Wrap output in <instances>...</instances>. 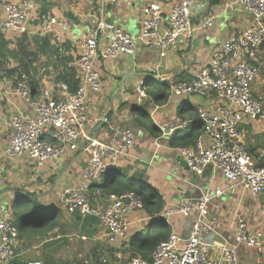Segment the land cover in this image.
Wrapping results in <instances>:
<instances>
[{
	"label": "crops",
	"instance_id": "obj_1",
	"mask_svg": "<svg viewBox=\"0 0 264 264\" xmlns=\"http://www.w3.org/2000/svg\"><path fill=\"white\" fill-rule=\"evenodd\" d=\"M9 1L17 2L0 0V7ZM150 1L158 2L166 14L172 3L180 0H128L107 4L103 9H100L98 0H34L38 12L69 23V29L56 42L52 34H40L36 20L30 18V32L27 33L30 45L40 52L33 64L35 81L56 95L59 82L54 80L55 58L68 56L72 60L77 56L79 49L76 40L95 22L96 15L101 14L103 18L136 35L141 7ZM191 19L195 25L211 19L212 25L197 28L191 38H178L164 57L159 55L157 47L139 43L131 56L118 55L108 60H94V67L101 73L103 84L99 92L86 91L88 116L90 119L108 116L118 130L130 127L136 131L139 143L134 150V157L122 158L118 162V171L110 173L112 181L116 174L127 179L133 178L146 191H156L164 202L161 213L176 208L184 198L197 199L204 194L211 196L205 217L206 222L212 223V230L205 237L209 256L220 264H226L222 245L234 242L239 223L244 222L248 231L261 232V249L257 252L252 247L240 245V264H264V197L250 194L241 185L230 187L220 173L212 174L209 169L201 175L188 172L177 160L175 148L168 146V141L175 136L193 134L196 136L193 145L198 137L203 138L198 109L212 110L216 102L213 95H170L169 84L193 79L209 64L212 53L226 38L251 25V16L235 0H210L192 7ZM42 38L46 40L44 46L41 45ZM260 57V73L252 89L264 99V52ZM162 85H167V97L158 101L155 91L156 87ZM11 86L12 79L0 74V154L10 141L11 130L6 124L7 119L16 110L30 113L21 98L6 93V89ZM142 87L147 96L138 101V90ZM139 110L144 111L154 124L155 135L142 122H138ZM176 116L185 120L187 126L176 130L171 136H162L160 125ZM88 130L100 140L108 136L107 125L102 121H92L88 124ZM239 130L247 150L258 164L264 165V156L260 157L264 150V121L246 119ZM202 143H206L205 139H202ZM86 161L87 154L81 149L66 150L57 160L46 161L41 166H37L35 160L26 155L14 159L0 158V216L3 208L14 205L20 198L22 203H33L36 213L43 214L42 222L32 226L27 222L24 231L19 233L17 256L22 261L46 264V255L53 256L55 262L67 259L70 254L81 257L84 239L93 244L91 249L99 244L110 245L107 244L106 229L97 218L70 212L58 202V194L62 189L75 186L83 180ZM217 187L224 192L213 196ZM12 216L16 220V210H12ZM125 219V237L110 246L126 251L121 262L128 263L135 257L144 260L138 253L129 259L132 254L129 241L135 233L141 232L143 238L153 233L155 230L149 226L153 217L142 207L127 214ZM194 219L193 213L184 216L173 211L165 216L164 221L170 233L186 238Z\"/></svg>",
	"mask_w": 264,
	"mask_h": 264
},
{
	"label": "built area",
	"instance_id": "obj_2",
	"mask_svg": "<svg viewBox=\"0 0 264 264\" xmlns=\"http://www.w3.org/2000/svg\"><path fill=\"white\" fill-rule=\"evenodd\" d=\"M127 1L98 0V4L103 9L107 4ZM208 1H175L166 14L158 2H147L141 7L136 35L101 14L96 15L95 22L76 40L77 56L67 63L77 80L75 90L60 82L56 95L47 87L33 94L24 74L15 86L6 89V93L21 98L30 113L16 110L7 119L10 141L0 158L14 159L26 155L41 166L46 161L57 160L66 150L81 149L85 152L87 161L83 180L62 189L58 202L70 212L97 218L107 230L109 244L125 237L126 215L141 209L143 203L133 191L115 194L105 192L100 185L105 173L113 174L122 158L134 157L139 142L134 129L118 130L108 116L89 118L86 91L99 92L103 84L94 60L131 56L139 43L157 47L159 55L164 57L178 38H191L197 28L212 25L211 19L198 25L191 19V8ZM235 1L250 14L251 25L226 38L212 53L209 64L193 79L169 84L170 95L216 97L212 110L198 109L203 138L198 137L193 146H180L175 150L185 161L188 172L201 175L209 169L212 174L220 173L230 187L241 185L250 194L264 197V165H259L247 150L239 130L246 119L264 121V99L255 96L252 89L260 73V55L264 52V0ZM30 18L36 20L40 34H52L56 42L69 29L68 22L38 12L34 0H17L4 2L0 7V32L13 35L29 33ZM146 96L145 89L140 88L137 100L142 101ZM92 121L106 123L108 136L105 139L100 140L90 133L88 124ZM186 126L187 122L176 116L160 125L159 129L162 136H171ZM202 139H205V144ZM261 156H264V150ZM223 192L217 187L213 196ZM210 199L207 194L197 199L184 198L176 208L157 215L158 218L176 211L184 216L193 213L195 219L186 238L170 233L151 252L150 261L135 257L127 264H220L209 256L205 240L206 234L212 230V223L205 221ZM18 240L19 230L12 212L8 207L3 208L0 216V264H7L17 255ZM240 245L260 251L261 232H250L244 222H240L234 242L222 245L226 264H240ZM26 264L41 263L30 261Z\"/></svg>",
	"mask_w": 264,
	"mask_h": 264
},
{
	"label": "trees",
	"instance_id": "obj_3",
	"mask_svg": "<svg viewBox=\"0 0 264 264\" xmlns=\"http://www.w3.org/2000/svg\"><path fill=\"white\" fill-rule=\"evenodd\" d=\"M41 40V45L44 46L43 43L46 42V40L45 38H42ZM41 45L39 47H41ZM39 53L40 52L38 50L32 49L27 33L8 36L7 34L0 32V74L12 79V86H15L20 76L24 74L29 79L30 86L32 87V93L38 94L41 92L42 86L39 85L34 79L35 69L33 66V64L38 60ZM70 60L71 58L68 56L55 58L54 67L56 69V76L54 77V80L59 83H66L68 86H70L71 90H75L77 87V80L74 78V71L67 66V63ZM166 97L167 85L156 87L155 98H157L158 101H162ZM138 122H142L144 127H146L150 132H153V135H155V126L152 122H150L147 115L144 114V111L139 110ZM195 137L196 136L193 134L175 136L168 141V146L173 148L180 146H192ZM114 171H118V169L116 168ZM110 173L111 172L105 173L100 188H102L105 192H111L115 194L121 193L123 191H133L141 198L143 210L153 217V219H151L149 222V226L155 231L144 238L141 236V232L135 233L132 237H130L129 241V249L132 252L129 259L138 253L142 256V258H144V260L149 261L151 252L170 234L166 222L164 220L157 219V215L161 213L164 206L163 199L156 191H146L143 186L137 185L133 178L127 179L119 176L118 179L112 181L110 179ZM21 200V198L17 199L14 203V206L18 207L22 203ZM26 217L27 214L23 215L16 223L19 233L24 231L25 225L27 223ZM34 218L37 221L36 224H38V222H42V212H37ZM16 252H18L17 249ZM125 255L126 251L116 249L113 246L99 244L96 247H93L90 253H87L85 259L74 257L71 259L67 258L65 260L55 262L53 260V256L46 255L45 263L121 264V258H123ZM26 263V261H22L21 258L16 255L7 264Z\"/></svg>",
	"mask_w": 264,
	"mask_h": 264
},
{
	"label": "rangeland",
	"instance_id": "obj_4",
	"mask_svg": "<svg viewBox=\"0 0 264 264\" xmlns=\"http://www.w3.org/2000/svg\"><path fill=\"white\" fill-rule=\"evenodd\" d=\"M138 31H139V29H138ZM138 33V32H137ZM136 33V34H137ZM158 83V82H157ZM253 94L255 95V96H257L255 93H254V91H253ZM119 178V175H116L115 174V179H118ZM33 201V200H32ZM34 204L33 203H26V202H24V203H21L18 207H16V206H14L13 204H11V205H9L8 206V208L11 210V212H12V210H16V215H17V218H16V216H15V219L17 220H19L23 215H25V214H27V217H26V221L27 222H29V225H35L36 223H37V221L35 220V215H36V208L34 209ZM16 220H14V223H17L18 222V220L16 221ZM108 245H109V243H107ZM111 245V244H110ZM109 245V246H110ZM93 246V244L91 243V242H89V241H87V240H85L84 239V241H83V250H82V255H81V257L77 254L76 255V257L77 258H86V255H87V253H88V251L91 249V247ZM71 255V256H70ZM70 255H68L67 256V258H69V259H71V258H74V255L73 254H70ZM122 264H127V261H125V262H122Z\"/></svg>",
	"mask_w": 264,
	"mask_h": 264
},
{
	"label": "water",
	"instance_id": "obj_5",
	"mask_svg": "<svg viewBox=\"0 0 264 264\" xmlns=\"http://www.w3.org/2000/svg\"><path fill=\"white\" fill-rule=\"evenodd\" d=\"M177 160H179V162L187 168L185 161L179 156V154L177 155ZM164 218H165V216L158 217V219H160V220H164ZM106 233H107V230H106Z\"/></svg>",
	"mask_w": 264,
	"mask_h": 264
}]
</instances>
